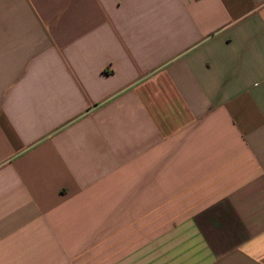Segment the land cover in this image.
<instances>
[{
    "label": "crops",
    "instance_id": "crops-1",
    "mask_svg": "<svg viewBox=\"0 0 264 264\" xmlns=\"http://www.w3.org/2000/svg\"><path fill=\"white\" fill-rule=\"evenodd\" d=\"M0 264H264V0H0Z\"/></svg>",
    "mask_w": 264,
    "mask_h": 264
}]
</instances>
